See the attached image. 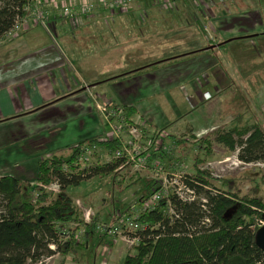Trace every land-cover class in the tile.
Returning <instances> with one entry per match:
<instances>
[{
  "label": "crops",
  "instance_id": "obj_1",
  "mask_svg": "<svg viewBox=\"0 0 264 264\" xmlns=\"http://www.w3.org/2000/svg\"><path fill=\"white\" fill-rule=\"evenodd\" d=\"M180 1L185 3L184 10L187 12V5H191V0ZM227 1L216 0L207 3L204 1L206 7L203 13L187 14H182L180 10L174 12L176 3L169 10L171 12L165 14L150 0H145V3L139 6L140 11L133 13L118 11L109 13L95 2V10L81 27V35L88 33V28H85L88 23L93 21L98 23L96 20H105L106 16L110 17L115 13L125 15L124 20L117 21L118 23L126 21L129 29L117 28L121 35V38L117 39L116 30L110 33L102 30L101 33L97 32L92 36L88 34L83 38L79 28L75 36L82 39V44L73 48L77 51L85 47V41L87 43L94 41L99 44L97 50L92 51L93 54L86 56L84 60L105 63L115 59L119 51H122L121 44H125L126 48L122 52L128 57L126 58L129 60L130 69L112 75L114 82L109 88L112 91V102L117 105H133L137 115H141L150 123L157 133L166 135V128L170 130L177 126L181 128V121L184 118L185 123L188 122L196 132L207 127L215 128L232 118L227 119L228 115L225 112L227 107L234 110L238 107L237 101L242 102L237 96L238 79L235 80L233 74L226 71L220 60L224 61L225 58L227 61L226 53L230 52L233 59L229 58L236 62L234 64L242 62V55L240 56L237 51L243 47L236 45L237 41L247 39L251 53L246 52L245 60L251 57L253 59L254 55H259L258 52L264 53V27L258 19L256 20L258 13H240V9L234 8L229 10L228 5H225ZM238 1L236 0V3ZM229 2L230 0L227 3ZM199 3L201 5V2ZM242 5L237 7L241 8ZM51 17L52 14H49L48 18ZM146 17L147 20L144 21ZM181 19L190 23L188 21L183 23ZM135 20L141 24L131 26L133 25L131 21ZM202 21L210 25L207 26L209 35L203 34L200 24ZM64 24L66 25L61 18L53 19V31L61 36ZM32 25L35 26L33 23ZM23 27L16 34H5L0 38V176H13L31 184L35 178L37 162L41 157L58 154L64 147L73 146L77 141L87 137L112 138L115 135L112 136L114 132H107L105 123L93 125L95 114L100 112L98 108L100 104L89 100L84 91L76 90L61 95L64 93L63 84L58 80L57 74L53 73L55 69L53 65L56 63L53 55L49 49L41 47L40 35L34 27L28 25ZM135 27L139 29H133ZM21 32L25 33L24 43L18 40ZM109 37L111 39H108ZM150 37L154 40L151 41ZM159 38L165 45L164 59L174 57L169 53L174 49L176 56L193 53L170 63L145 68L149 64L164 60L155 57L152 59L142 52L143 47H152L151 43H155ZM36 45L39 46L38 59H31L30 55L28 60L26 59L29 56L21 57L22 48L25 53L31 47H37ZM215 51L220 52V57L214 55ZM79 59L80 57L77 60ZM84 60H81L82 64L85 63ZM97 66L92 63V69ZM234 84L236 87L233 89ZM231 88L233 92L235 91L233 95L229 94ZM176 89L182 90L190 101L191 107L187 111L179 110L174 102L172 94ZM191 93L198 97L190 95ZM162 95L169 107L167 111H162L159 105L163 100L158 98H162ZM92 103L95 108L92 107ZM106 109L111 111L110 108ZM225 115L226 117L221 119ZM103 118L106 116L103 115ZM133 119L138 122L137 116ZM63 123L66 125L63 126ZM74 125L76 127L74 130L68 128Z\"/></svg>",
  "mask_w": 264,
  "mask_h": 264
},
{
  "label": "trees",
  "instance_id": "obj_2",
  "mask_svg": "<svg viewBox=\"0 0 264 264\" xmlns=\"http://www.w3.org/2000/svg\"><path fill=\"white\" fill-rule=\"evenodd\" d=\"M24 5V0H0V38L16 18L28 14L23 9ZM85 23L74 30L66 26L73 33ZM191 53L154 62L145 68L170 63ZM260 66L259 62L245 61L235 67L237 96L247 98L243 102L254 105L252 98L257 85L261 84L256 79ZM253 78L255 87L252 85ZM106 108L120 113L123 120L120 129L124 134L130 128H137L147 135L145 127L155 132L150 123L137 115L133 105L111 102L103 106V111L108 113ZM134 116H137L138 122H135ZM239 122V117L234 116L209 134H213L214 140L227 150H236L239 161H264V120L244 124ZM142 134L141 139L145 137ZM154 136L149 137L151 145ZM166 137L174 144L187 140L185 136L178 138L166 134ZM204 141L203 137L197 139L198 147L205 148ZM123 143L119 135L112 138L91 136L77 141L69 148L66 157L59 153L41 157L37 162L33 185L13 176H0V264H34L55 253L75 254L78 245L84 247L85 244L78 242L75 235L82 224L87 237L90 223H84L80 218L74 202L64 192L65 187L77 185L81 180L93 176L103 178L129 163L126 155L111 156ZM88 149H93L90 153L93 162L86 160ZM97 149L104 150L109 159L103 161L95 151ZM161 149L162 146H158L149 152L141 151L139 155L145 156L149 163L164 155ZM193 158V172L185 175L183 181L193 190L194 198L182 201L168 190L166 196L155 200L151 210L139 211L135 221L144 228L130 232L129 236L136 235L138 240L132 245V253L124 255L123 264H262L264 254L254 243V232L258 227L255 220L264 222V200L252 193L238 195L231 190L229 180L214 178L209 171L200 168L199 164L203 161L198 156L194 155ZM115 175L112 174L113 177ZM137 179L143 190L135 201L139 207L160 187L154 179ZM214 181L218 185H214ZM52 184L57 186L54 193L49 188ZM131 212V208L122 211L125 215ZM116 221L114 217L113 222ZM71 222H76L75 226L66 227ZM90 229L94 230V225Z\"/></svg>",
  "mask_w": 264,
  "mask_h": 264
},
{
  "label": "rangeland",
  "instance_id": "obj_3",
  "mask_svg": "<svg viewBox=\"0 0 264 264\" xmlns=\"http://www.w3.org/2000/svg\"><path fill=\"white\" fill-rule=\"evenodd\" d=\"M204 1H206L207 3L208 1L216 0H191V5H187V12L203 13L206 7L204 5ZM172 2L174 4L176 3L175 8H173L174 12L177 13L180 10L182 14H187L186 10H184L186 8L185 3H182V1L180 0H171V3ZM199 2H201V5ZM227 2L225 3V5H228L229 10L233 8L240 9V13L245 14L257 12L258 17L256 18V20L258 19L262 27H264V0H239L238 3H236V0L234 2L233 0H230L229 3ZM128 3L129 6L126 13H133L140 11L139 6H142V3L144 4L145 0H129ZM240 4L243 5L241 6V8H238L237 5ZM158 8L163 10V13L165 14H169L167 12H171L160 7ZM199 10L201 12H199ZM106 17L107 18L105 20H96L98 23H96L95 21L88 23V25L85 26V28H88V33H86L85 35H81V28L79 30L80 35L84 38L88 34L92 36L97 32L101 33L102 30L108 33L116 30L117 39H120L121 35H119L118 31L122 29H129V27L126 21L123 23H118L117 20H124L125 15L120 16L115 13L110 17ZM146 20L147 17L144 21ZM135 21H131L133 23V25L131 26H137L141 24L138 21ZM180 21H183V23H185L188 20L181 19ZM188 22L190 23V21ZM200 24L203 34L207 35V26L209 27L210 25L206 24L205 21L200 22ZM27 25L34 27V29L39 33V42L41 47L49 49L51 55H53L56 61V63L53 65V67L55 68L53 73L57 74L58 80L63 84L64 93L61 95L67 94L71 91L81 90L84 91L86 97L89 100L96 103L98 102V104H100V106L98 107L100 112H97L98 114H95L93 125L105 123L107 132H114L112 136L119 135L125 142H127L128 139L131 138L132 144L127 147V150L132 156L138 154L143 150L149 152L150 150L158 146H162L161 150L164 152V155L161 158H157L156 160H154L155 162H146L144 167L135 165L134 162L130 161V163H127L123 167L117 168L111 174L103 178L93 176L81 180L77 185L66 186L64 192L74 202L76 208L78 209L79 216L80 218H82L83 222L84 213L87 211L89 212L88 223H90V225L88 226V236L85 237L82 224H80L76 232L77 241L80 243H84L85 246H76L75 254L68 253L66 255H59L55 253L50 257L41 259L40 263L37 262L34 264H123L124 255L126 253H132V245L134 243H130L124 240V237L121 236V233L113 235L106 234L104 232V229L108 226L115 225L113 219L116 216V213H118V210L122 212L126 208H131L132 212H137L138 206L135 204V201L140 197L143 190L139 179L135 180L136 177L145 178V180L155 179L157 182H160L159 184L166 186L167 189L171 188V179L174 178L176 174L189 175L193 172L192 164L194 162V155L198 156L203 161L201 164H199L200 168L209 171L214 178H218L220 180H229L231 190L235 191L238 195H242L244 193H252L264 200V161H255L249 163L239 161L236 158V150H227L224 146L214 140L213 134H209V132L214 128L207 127L205 129H202L201 131L196 132L191 128V125L187 121V123H185L184 118L181 121V128L177 126L174 129L170 130L165 127L167 130V134H171L175 137L177 136L178 138H180L181 136H185V138L187 139L182 144H174L171 139L166 137V135L159 134L156 130L155 132H153L151 128L148 127L144 128V132L147 135L142 134V132L137 129L133 134H130L129 132H125L124 134V132L120 129V126H122L123 122L120 113L114 111L105 113L103 111L102 107L106 103H111L113 100L112 91L109 89L111 87V83L114 82V79L111 78L112 75H116L120 71L127 72L128 70L126 69H130V63L127 59L128 57L125 53L122 52L124 48H126V46L124 47L125 44H121L123 45L122 51H119V55H117L115 59L107 61L105 63L103 61L101 62V64L100 62H97L95 60H84L86 56L93 54L92 51L97 50L99 46L98 43H95L94 41L93 43H87L85 41V47L77 50L79 51L78 53L73 48H76V46L82 44V39H79L77 36H75V32H77L78 29L71 33L68 30V27L64 24L63 30L66 32L63 31L62 37V35L60 36L56 32L49 35L48 31L44 30V28L38 23L34 24L35 26H33L32 23L28 21ZM140 28H142V26H140ZM21 29L22 28L20 27L18 31H20ZM133 29L139 28L135 27ZM194 29L198 34V31L195 27ZM24 36L25 33L21 32L20 36L18 37L20 43L26 42ZM150 38L151 41L154 40V38ZM108 39L111 38L109 37ZM160 40L161 39L159 38L155 43H151L153 44L152 47H143L142 52H144V55L151 56L152 59H154L153 57L157 59H164L165 56L163 57V52L165 49L163 46L165 45L163 40ZM247 40L237 41L238 45L236 46L243 47L241 50L237 51L238 54L240 53V56L242 55V62L239 61L238 63L241 64L245 61L252 63H261V66L258 67L259 69L256 76V79L261 81V84L257 85V90L260 86L261 87L259 88L258 92L256 90V93L252 98L254 105L249 104L248 102L246 103L243 101H237L238 107L236 109L229 110L228 107L226 108L225 112L229 117H227V119L238 116L240 124L253 123L258 121L261 122L262 120H264V53L262 54V52H258L257 54L259 55H254L253 59L251 57L250 59L245 60V56H247L246 52L251 53ZM260 40L261 39H259V41ZM90 41H92V39ZM157 42L159 43L155 45ZM242 43H244V45H242ZM36 46L37 47L29 48V50L25 53L23 52L22 48L21 57L24 58L30 55L32 56L31 59H38L39 53L37 52V50L39 46ZM261 50L263 51V49ZM169 53H172L171 55L176 56L175 49L170 50ZM229 53H226L228 54V60L226 61V59L224 58V61L220 60V62L223 67H225L228 73L233 74L231 75L236 80L237 76L235 74V67L237 64H234L236 62L231 60L233 59V54ZM214 55L218 57L221 54L219 51L218 53L217 51H215ZM30 56L26 60H28ZM79 57L80 59L77 60ZM229 57H231V59ZM81 60H84L85 63L82 64ZM92 63H95L98 66L95 69H92ZM139 63L142 62H138V64ZM82 68L84 71H82ZM96 81H98V83ZM252 81V85L253 87H255L256 81H254V78L252 79ZM245 86H247L246 83ZM234 87H236V84L233 85V89ZM233 89L231 88L229 94H235V91H232ZM174 92L175 93L172 94V98L176 103L178 109L181 111H187L188 109H190L191 103L186 98L183 91L180 89H176L174 90ZM190 95L194 96L192 93ZM194 97L197 98L198 96L195 95ZM234 98L236 99V96ZM158 99L163 100L159 103L161 110L167 111L169 107L165 103L164 95H162V98L159 97ZM241 99L246 100L247 98L242 97ZM92 107H94L93 103ZM222 111L223 109L221 110V113ZM103 115L104 117L106 116V118H103ZM226 115L221 119L225 118ZM65 125L66 124L63 123V126ZM68 128H70V130H74L76 127L74 125V127ZM141 134L142 136H145L142 139L140 138ZM152 134H154L155 136L153 138L154 142L151 145L149 144V137ZM200 137H203L205 139L203 143V146H205V148L198 147L197 139H199ZM71 147V145L67 148L64 147L63 150L59 152V154L63 155V157H66L69 154V148ZM92 151L93 149H88L85 153L86 160H88V162L94 161L93 158L90 157V153ZM95 151L103 161L109 159V155L106 154L104 150L97 149ZM205 151L209 152V154L205 153ZM114 173L116 174L115 177L112 176V174ZM31 184H34V180L31 181ZM213 184L218 185V182L214 181ZM49 188L52 190V193L56 192L57 190V186L55 184H52ZM255 222L257 223L258 219L255 220ZM75 224L76 222H71L66 225V227H73L75 226ZM92 225H94V230L90 229ZM102 228L103 231H101ZM120 229L123 230V228ZM74 259L76 260V262L74 261Z\"/></svg>",
  "mask_w": 264,
  "mask_h": 264
},
{
  "label": "built area",
  "instance_id": "obj_4",
  "mask_svg": "<svg viewBox=\"0 0 264 264\" xmlns=\"http://www.w3.org/2000/svg\"><path fill=\"white\" fill-rule=\"evenodd\" d=\"M24 10L28 12V14L22 18H16L12 26L5 33L16 34L20 27H27V22L30 21L34 24H40L44 30L48 31V34L51 35L54 33V28L52 25V20L55 18H61L69 27L70 30H74L76 27L80 26L84 23L88 17L95 10V2H97L100 6L105 8L107 12L113 13L114 11H118L120 13H126L129 0H24ZM150 2L162 9L170 10L174 3H171V0H150ZM49 14H52L51 18H48ZM137 128H130L127 132L133 134L136 132ZM138 130V129H137ZM118 136V135H115ZM113 136V137H115ZM162 136V135H161ZM132 139L129 138L127 142L124 141L123 145L114 150L112 153V157H123L126 155L127 161H132L135 165H139L144 167L146 164V158L143 155L138 154L131 155L127 147L132 144ZM144 151V150H143ZM155 162V161H154ZM120 168V167H118ZM185 175L176 174L174 178L171 179V188H168L164 185L157 184L160 187L158 192H155L151 195V197L143 202L141 206L138 207L137 212H131L130 215H125L122 212L116 213V222L115 225L108 226L104 229L106 234H119L121 233L124 237V240L130 243H137V236L130 237V232L136 231L137 229H143L144 226L139 225L135 218L138 216L139 211H143L146 209L151 210L154 206L155 200L162 196H166L168 190H171L178 199L182 201H191L194 198L193 190L184 183L183 179ZM203 201V199H201ZM88 215L89 212L84 213V223H88ZM203 221H207V219H203ZM264 224L262 220H258L257 226ZM120 228H123L121 230ZM103 231V228L101 229ZM76 236V235H75ZM133 244V245H134ZM40 263V261L38 262Z\"/></svg>",
  "mask_w": 264,
  "mask_h": 264
},
{
  "label": "water",
  "instance_id": "obj_5",
  "mask_svg": "<svg viewBox=\"0 0 264 264\" xmlns=\"http://www.w3.org/2000/svg\"><path fill=\"white\" fill-rule=\"evenodd\" d=\"M254 243L264 254V224L258 226L255 230ZM262 264H264V260Z\"/></svg>",
  "mask_w": 264,
  "mask_h": 264
}]
</instances>
